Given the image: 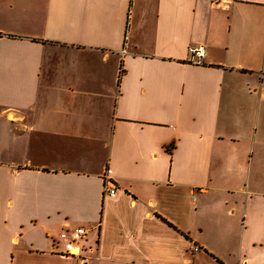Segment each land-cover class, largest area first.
Returning a JSON list of instances; mask_svg holds the SVG:
<instances>
[{
  "label": "crops",
  "instance_id": "obj_1",
  "mask_svg": "<svg viewBox=\"0 0 264 264\" xmlns=\"http://www.w3.org/2000/svg\"><path fill=\"white\" fill-rule=\"evenodd\" d=\"M85 257L264 264V0H0V264Z\"/></svg>",
  "mask_w": 264,
  "mask_h": 264
},
{
  "label": "built area",
  "instance_id": "obj_2",
  "mask_svg": "<svg viewBox=\"0 0 264 264\" xmlns=\"http://www.w3.org/2000/svg\"><path fill=\"white\" fill-rule=\"evenodd\" d=\"M191 53L194 57H196V62L200 63L201 58L204 57L205 54V47L204 46H194L191 47ZM112 171L111 169L107 170V173L105 175V178L107 182L111 179ZM108 190H106L107 192ZM108 194L115 196L117 194L116 187L111 189ZM87 233V229L85 227H77L74 229L65 230L60 234V239L64 242V250L62 254L64 256H73V255H79L82 251L81 248V241L83 240L84 236ZM194 251H198L199 247L194 246L192 247ZM84 260L86 261V264H93L88 262V259L85 257Z\"/></svg>",
  "mask_w": 264,
  "mask_h": 264
}]
</instances>
